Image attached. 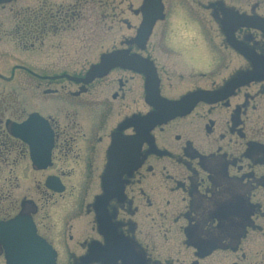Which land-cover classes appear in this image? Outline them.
I'll use <instances>...</instances> for the list:
<instances>
[{
    "label": "flooded vegetation",
    "instance_id": "1",
    "mask_svg": "<svg viewBox=\"0 0 264 264\" xmlns=\"http://www.w3.org/2000/svg\"><path fill=\"white\" fill-rule=\"evenodd\" d=\"M149 1L22 9L14 37L37 56L7 81L21 68L40 91L4 122L37 114L51 146L38 167L3 122L0 221L29 217L55 264H264V0H160L145 35Z\"/></svg>",
    "mask_w": 264,
    "mask_h": 264
},
{
    "label": "water",
    "instance_id": "2",
    "mask_svg": "<svg viewBox=\"0 0 264 264\" xmlns=\"http://www.w3.org/2000/svg\"><path fill=\"white\" fill-rule=\"evenodd\" d=\"M7 1V0H0ZM148 10L143 12V29L148 30L156 19L163 18L160 0H151L147 3ZM255 27L262 28L264 19L255 18ZM105 59L93 67L86 75V79L102 74L107 70ZM165 109L176 106L175 102H160ZM5 126L10 133L30 146L32 162L43 167L48 162L51 146V135L47 123L37 114H30L21 122L5 120ZM0 244L3 246L6 264H55L54 250L39 236L29 217L16 215L5 221H0Z\"/></svg>",
    "mask_w": 264,
    "mask_h": 264
},
{
    "label": "rangeland",
    "instance_id": "3",
    "mask_svg": "<svg viewBox=\"0 0 264 264\" xmlns=\"http://www.w3.org/2000/svg\"><path fill=\"white\" fill-rule=\"evenodd\" d=\"M27 3H30L32 5L31 7H36L39 3V0H13L11 2L0 4V74L4 75L3 78H0V94L5 98L3 99L4 106L6 108L5 117H9L12 112L11 101L15 99V96L17 97V101L15 100L17 103L22 102L23 88H28L26 92H34L36 90L33 89V87L31 86L33 84L32 82H28L27 78L22 77L23 71L21 68H15L13 71L14 73L12 74L13 80L11 82L7 81V77L9 78L11 75L10 69L12 68V66H14V64H29L37 56L35 55V52L38 51V48L36 46L32 51L27 52L20 47V45L18 44L19 40L17 39V37H14L15 29L13 27L14 25L16 27L17 21H19L18 18L20 17V13ZM204 18L206 28L212 27L214 35V32L216 30L215 25L209 19L207 11L205 12ZM49 37L53 38L51 40L52 43H56L55 37L50 35ZM96 38L93 39V43H98ZM72 51L73 49L70 51V53H72ZM81 53L86 55L85 50L81 51L78 54ZM201 62L204 66L205 71H213V69H210L212 65H210L207 60H201ZM33 67V69L37 72L38 64L35 63ZM209 72L206 73L207 78L210 75ZM12 90L14 91L13 94ZM38 91H40V89ZM24 99L27 100L25 95ZM0 167V192L2 193L6 191L5 189L7 187V166L2 165ZM3 205L6 206V200Z\"/></svg>",
    "mask_w": 264,
    "mask_h": 264
},
{
    "label": "trees",
    "instance_id": "4",
    "mask_svg": "<svg viewBox=\"0 0 264 264\" xmlns=\"http://www.w3.org/2000/svg\"><path fill=\"white\" fill-rule=\"evenodd\" d=\"M22 38V35L19 34V39ZM5 106H4V100L0 97V166L3 165V162L5 161L6 157V150H7V133L3 129V122L5 119Z\"/></svg>",
    "mask_w": 264,
    "mask_h": 264
}]
</instances>
